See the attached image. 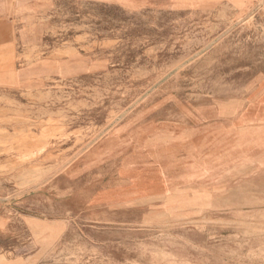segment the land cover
<instances>
[{
  "label": "rangeland",
  "instance_id": "obj_1",
  "mask_svg": "<svg viewBox=\"0 0 264 264\" xmlns=\"http://www.w3.org/2000/svg\"><path fill=\"white\" fill-rule=\"evenodd\" d=\"M7 12L0 264H264V0Z\"/></svg>",
  "mask_w": 264,
  "mask_h": 264
},
{
  "label": "crops",
  "instance_id": "obj_2",
  "mask_svg": "<svg viewBox=\"0 0 264 264\" xmlns=\"http://www.w3.org/2000/svg\"><path fill=\"white\" fill-rule=\"evenodd\" d=\"M7 9H8V0H0V57L3 56L2 51L5 50L8 44L7 34H6L7 33V14H8ZM5 77H6L5 73H0V82L1 80H4ZM244 149L245 147L243 148V150L241 149L240 150L244 151ZM240 150H239V153H240ZM240 161L241 159H239V162Z\"/></svg>",
  "mask_w": 264,
  "mask_h": 264
}]
</instances>
